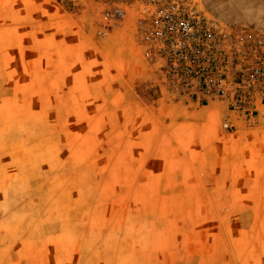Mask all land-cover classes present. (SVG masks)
<instances>
[{"label": "rangeland", "instance_id": "1", "mask_svg": "<svg viewBox=\"0 0 264 264\" xmlns=\"http://www.w3.org/2000/svg\"><path fill=\"white\" fill-rule=\"evenodd\" d=\"M0 264H264V0H0Z\"/></svg>", "mask_w": 264, "mask_h": 264}, {"label": "built area", "instance_id": "2", "mask_svg": "<svg viewBox=\"0 0 264 264\" xmlns=\"http://www.w3.org/2000/svg\"><path fill=\"white\" fill-rule=\"evenodd\" d=\"M176 32L179 34L181 47L185 51H190L192 54H194V57H189L188 62L189 63H198L203 62L204 60L206 62H212L211 53L220 52L217 50L215 42L216 41H223L225 40V37L223 36H217L212 31H203V30H197L192 29L189 27L188 23L186 21H179L177 23V29ZM234 37H229V40H234ZM248 40H253L251 36L248 38H245ZM257 39V37H256ZM205 52L206 54H203ZM225 81V78L218 77V80L216 81V86L219 87L222 85V83ZM235 84H238L237 81H233ZM221 91V89L219 90ZM222 95V91L220 93ZM251 120V119H248ZM252 122V121H251ZM224 129L230 128L229 125L226 123L222 126Z\"/></svg>", "mask_w": 264, "mask_h": 264}]
</instances>
